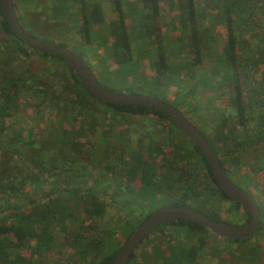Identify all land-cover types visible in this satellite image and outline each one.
Segmentation results:
<instances>
[{"label":"trees","instance_id":"trees-1","mask_svg":"<svg viewBox=\"0 0 264 264\" xmlns=\"http://www.w3.org/2000/svg\"><path fill=\"white\" fill-rule=\"evenodd\" d=\"M14 1L17 9L27 1L34 3V0ZM109 1L113 19L108 24L103 19L101 0H94L89 6L77 0H56L55 3L66 8L80 3V23L75 29L84 46L107 37L109 45L105 51L119 72L124 73L126 78L131 77L135 84L139 80L148 91H164L166 97V88L171 84L167 75L171 68L168 59L172 50L162 34L159 6L162 0L127 2L126 10L123 9L124 0ZM168 1L178 9L179 38L186 35L185 50L189 58L180 70L186 69L189 78L211 87L217 85L214 77H219L220 84L233 91L228 104L231 112L219 116L212 135L191 121L190 111L181 112L196 128L199 127L197 130L219 156L220 164L231 181L255 198L260 212L259 231L264 230V197L259 193L253 194L248 185L232 178V173L247 170L240 163L242 150L259 146L264 141V88L259 90L262 99H247L239 78L246 68H255L259 59L264 64V33L258 32L264 26V0H211L209 9L198 8L195 0ZM58 6L56 17L62 13L61 7L58 11ZM220 25L225 28L226 35L215 69L203 74L200 72L197 77L195 71L201 65L203 50L209 46L212 30ZM69 41L57 43L54 39L46 42L66 47ZM135 44L152 45V51L154 49L155 58H151L154 77L150 80L138 70L136 72L133 65ZM20 58L24 61L23 68L14 72L9 70L8 66ZM38 62L44 65L43 69L34 68ZM44 78L50 79L49 85L43 83ZM261 83L264 86V80ZM22 99L39 121L45 119V113L49 115V120L36 135L22 127H13ZM198 105L193 110H198ZM9 118L13 119L12 125H6ZM140 119L158 120L155 123L161 124L164 135L160 143L167 147V151L154 143L157 137L154 129L159 127L156 124L141 128L143 135L148 137V142L141 147L138 142L123 143L122 139H129V136L112 133L111 124L106 122H131L134 123L130 124L133 125L131 127H134L136 120ZM98 128L102 129V133L95 139ZM248 128L253 131L251 135L246 134ZM239 130L244 131L243 134L239 135ZM177 133L183 139H179ZM119 143L122 145L121 152L129 155L127 160L116 156ZM98 144L100 150L97 149ZM158 155H162L159 164L150 161ZM259 164H264V161ZM91 169L98 174L93 176ZM251 170L258 173L264 167ZM91 177L92 184L89 183ZM100 189L111 191V198L100 199L106 198L104 194H97ZM160 190L166 194L163 197L168 201L165 207H187L210 219L223 220L217 210L199 204L208 202L209 197L214 198L217 194L231 202L235 224L246 223L250 218L244 208L222 192L205 156L164 113L147 106H115L96 100L88 93L80 76L60 57L36 52L24 44L11 31L0 9V264H41L35 263L33 255L48 257L58 251L60 245L73 249L81 260L76 264H112L122 245L109 252L102 251L105 245L110 248L117 232L99 220L107 207L117 209L112 196L128 194L122 201V207L128 208L131 203L149 207L157 203L156 195ZM190 202L196 205L192 206ZM128 210L134 212L132 206ZM119 212L118 220L125 228V232L120 234L123 243L151 214L143 215L134 223L125 211ZM88 220L90 227L97 223L101 227V236L96 241L84 236V222ZM163 226H183L191 240L186 246H178L177 254L167 264H198L199 255L206 247L209 248L211 240L216 250L223 244L239 245L237 252H232L231 248L229 253L233 259L244 264H264L259 244L252 238H224L220 241L204 226L183 220L166 222L156 229ZM30 240L35 244L34 250L28 254L20 253L19 250ZM159 254L164 257L163 252ZM135 257L133 253L128 264Z\"/></svg>","mask_w":264,"mask_h":264},{"label":"rangeland","instance_id":"rangeland-1","mask_svg":"<svg viewBox=\"0 0 264 264\" xmlns=\"http://www.w3.org/2000/svg\"><path fill=\"white\" fill-rule=\"evenodd\" d=\"M81 1L84 5L89 6L92 4L94 0H77ZM136 0H124L123 9L126 10L125 4L128 2L135 3ZM211 0H195L198 8H208V3ZM38 4H42L45 7H36L35 2L28 4L26 18L23 22L24 27L27 30L36 35L42 41L48 40H56L57 43L62 42L63 40H70L69 43H66V47L70 48L73 52L81 56L87 66L91 69L93 74L96 76L97 80L106 88L110 89L113 92L122 93V94H139V95H150L157 99H164L167 103L175 106L180 111L189 112V118L195 125L201 127L206 131L207 134L212 135L213 131L216 128V124H218V118L222 115H227L231 112V108L229 104V99L233 95L232 88L227 87L225 85L220 84V78L214 77V81L217 83L214 87H211L209 84L202 83L201 81H197L195 78H189V73L186 69H182L181 65L185 62L186 59L189 58L187 50H185V41L186 35L180 37L181 26L177 23L178 17V9L174 5H171L168 0H162L159 4L160 6V24L162 28V34L165 39L169 42V48L172 50V55L169 56L168 63L171 65V68L168 72L167 79L171 82L170 85L166 88V97H164V91L154 90L148 91L147 89L141 86V82L135 84L133 80L130 78H126L125 74L119 72L117 67L114 65L112 60L108 57L105 47L109 45V39L107 37L98 40L97 42L93 41L89 46H84V42L79 40V36H77V30L79 25V6L80 3H75L73 8H70V16L66 19L64 17H59L57 15V19L55 21H50L47 18V8H50L54 5L52 0H41ZM37 5V4H36ZM103 19L106 24L111 22L113 19V9L109 0H101ZM50 13H52L49 10ZM58 13V11H57ZM264 23V19H263ZM206 26V23H204ZM264 25V24H263ZM76 28V29H75ZM264 33V26L260 27L258 32ZM212 39L209 42V46L203 50L202 54V62L201 65L195 71V75H199L200 72L203 74L205 71H211L215 69V65L218 61L217 56L219 52L222 50L225 41V28L223 26H218L217 28L212 30ZM262 33V34H263ZM261 35V34H260ZM261 42V39H259ZM78 44L75 45V44ZM65 44V43H64ZM138 44L133 46V65L136 68V72L138 70L139 74H142L143 77L150 80L154 77V72L151 68V58H155L154 49L152 51L151 46L141 45L138 48ZM250 51H252L251 47H248ZM174 53V54H173ZM24 62L21 58L14 60V63L8 66L11 71H18L23 68ZM50 62V61H49ZM257 64L255 68H246L241 74H239V78L242 82V88L244 91V95L247 99L255 97L260 100L263 98L262 94L259 93L261 88H264L261 84V80H264V64L261 59L256 61ZM51 64V62H50ZM44 65L42 63H36V67L43 69ZM38 69V70H39ZM199 77V76H197ZM47 85L50 84L49 78H44V82ZM165 83V81H164ZM199 104V105H198ZM198 105L200 108L198 110H193V107ZM48 114V113H47ZM45 113V119L43 121H39L35 118V115L32 113L30 107L26 104V102L22 99L20 102V110L16 118V123L14 124V128H24L28 130L31 134H37L39 128H43L47 120H49V115ZM109 119V118H108ZM13 119L9 118L6 121V125H12L11 121ZM141 120V121H140ZM135 123L136 126L131 127L134 124L131 122H127L124 124L110 122L107 120L108 124H111L112 133L120 132L122 136L125 134L129 136V139H122L123 143H137L143 147L146 142H148V137H145L143 134V130L141 128L145 126H150L151 124H156L158 121H149L148 119H140ZM254 125V122H252ZM159 127L154 129L157 137L154 139V143L159 145L162 150L167 151V147L160 143V140L164 137L163 131L160 128L161 124H156ZM199 127H197L199 129ZM99 129V128H98ZM239 135L244 131L239 130ZM100 132L102 133V129L100 128L97 131L95 139L97 136H100ZM253 131L251 129H247V133L251 135ZM26 134V132H25ZM178 134V133H177ZM159 135H162L160 137ZM95 143H98L97 140H94ZM140 141V142H139ZM122 145L119 143L116 147V156L121 157L124 160L129 158L128 153L121 152ZM97 149L100 150V144L97 145ZM242 157L240 159L241 166L246 168L247 170H238L232 173V178L236 181L242 183V185H248L249 190L253 194H260L264 197V170L254 173L251 169L257 167H264V164H259L264 161V141L256 147L249 146L246 149L242 150ZM181 154V153H180ZM162 155H158L157 157H153L150 159L151 162H156L159 164L161 162ZM193 158V155H192ZM84 164H89V162H85ZM89 166V165H87ZM91 173L93 176L98 173L96 170L91 169ZM256 176V177H255ZM89 180V183L92 184V179ZM256 178V179H255ZM123 184H126L125 182ZM97 194H104L106 198H111V191L103 192L102 189L97 192ZM128 194L113 195L112 198L115 199L116 206L125 211V215L129 216L132 222H137L140 217L145 214L152 213L156 209L165 207L168 204V201L163 198L165 192L160 190L157 196V203L151 205L149 207L144 206L143 204L131 203L129 207L132 206L134 208V212L128 210V208L122 207V201L127 198ZM123 197V198H122ZM122 204V205H121ZM192 206H195V202H190ZM199 204L203 206H208V208L217 210L221 219L224 221H229L231 224H235L234 214L232 211L231 202L223 199L219 195L215 194L214 198L209 197L208 202H199ZM119 216L115 209L111 207H107L105 209V213L100 217V222L102 224H106L109 229L116 230L117 235L111 241L110 248L106 245L103 247L102 251L109 252L112 248L118 247V245H122L123 238L120 234L125 232V228L123 223L119 222ZM106 221V222H104ZM90 221H85L84 226L86 227V232L84 236L87 237L91 241H96L99 236H101L100 230L101 227H98L95 224L90 227ZM93 225V224H92ZM96 226V227H95ZM109 241V240H108ZM107 241V242H108ZM190 235L187 233L185 227L174 228L172 226L162 227L159 230L155 229L149 234V237L144 240L138 248L134 251L135 256L139 255L140 258L131 262L130 264H150L154 262L155 264H167L166 257L174 256L173 252L169 248L171 247L174 251L178 246L181 245L186 246L190 243ZM221 241V240H220ZM255 243L259 244V253L262 256V261L264 262V230L257 232L255 237L253 238ZM213 243V240H211ZM204 249V251L199 255L198 264H244L242 261H238L233 259L230 256L231 248H233L232 252L236 251L239 248V245L236 244H223L220 245V249L216 250L212 246L213 244ZM222 244V243H221ZM58 245H60L58 243ZM35 244L32 240L26 243V246L19 250L22 254H28L30 251L34 250ZM235 249V250H234ZM230 250V251H229ZM178 251V250H177ZM159 252L165 253V258L162 256H158ZM158 254V255H157ZM238 254V253H237ZM158 257H162L159 259ZM35 263L41 262V264H76L80 262L77 254L73 251V249L69 246L60 245L58 247V251L50 253L47 256L42 257V255H37L36 253L33 255ZM181 261L184 259L180 258ZM147 262V263H145ZM149 262V263H148ZM183 264H190L189 262Z\"/></svg>","mask_w":264,"mask_h":264},{"label":"water","instance_id":"water-1","mask_svg":"<svg viewBox=\"0 0 264 264\" xmlns=\"http://www.w3.org/2000/svg\"><path fill=\"white\" fill-rule=\"evenodd\" d=\"M0 9L11 31L24 44L28 45L36 52L60 57L72 71L80 76L86 90L96 100L115 106H147L164 113L175 127L205 156L211 166L214 179L222 192L233 202L244 208L250 216L246 223L231 224L223 220L210 219L207 215L187 207L166 206L158 208L139 224L132 234L124 241L112 264H128L132 254L145 237L160 225L175 220L198 223L207 228L210 232L217 234L219 240H223L224 238H252L253 240L260 229V212L256 205L255 198L247 190L237 186L231 181L225 168L220 164L219 156L210 147L192 122L178 108L150 95H126L102 87L84 59L70 48L42 41L26 32L17 18L14 10V0H0Z\"/></svg>","mask_w":264,"mask_h":264},{"label":"flooded vegetation","instance_id":"flooded-vegetation-1","mask_svg":"<svg viewBox=\"0 0 264 264\" xmlns=\"http://www.w3.org/2000/svg\"><path fill=\"white\" fill-rule=\"evenodd\" d=\"M41 0H34V2H35V6L36 7H45V6H43L42 4H38V2H40ZM53 2H54V5L53 6H51L50 8H47V12H48V14H47V18H49L50 19V21H52V22H54L55 21V18L57 19L58 17H56V7L58 6V4H56L55 3V1L56 0H52ZM29 2L30 1H27V2H25L24 4H20L19 5V9H17L16 8V5H15V1H14V10H15V12H16V15H17V18H18V20H19V23L21 24V26L23 27V29L26 31V32H28L29 34H31L32 35V33H30L28 30H27V28L26 27H24V25H23V22H24V20H25V18H26V14H27V9H28V4H29ZM37 4V5H36ZM18 5V4H17ZM61 6H58V11H59V8H60ZM49 10L52 12V13H50L49 12ZM60 11H62V13L61 14H58V16L59 17H64L65 19L67 18V17H69L70 16V8H66L65 6H63V7H61V9H60ZM34 35V34H33ZM37 37V36H36ZM179 139H183V136L182 135H180V134H177L176 135ZM109 199V198H104V197H100V199ZM112 209H115V208H112ZM116 211H117V214L119 215V211H122L121 209H119L118 207H117V209H115ZM166 227V226H165ZM260 230V229H259ZM212 235H214V233H212ZM216 236H218L217 234H216ZM149 237V235L147 236V237H145V239L144 240H146L147 238ZM143 240V241H144ZM142 241V242H143ZM141 242V243H142ZM140 243V244H141ZM172 251L173 252V254H177V252H176V250L174 251V249H172L171 247L169 248V251ZM164 255V257L163 258H165V253H163ZM158 255V254H157ZM158 256H160V254L158 255ZM136 260L137 259H139L140 258V256L139 255H137L136 257ZM135 258L133 259V260H131V262H133L134 260H135ZM159 259H161L160 257H158ZM170 258L171 257H166V260H167V263H170ZM179 258V257H178ZM173 259V258H172ZM130 262V263H131ZM145 263H147V262H145ZM149 263V262H148ZM150 264H155L154 262H151Z\"/></svg>","mask_w":264,"mask_h":264}]
</instances>
